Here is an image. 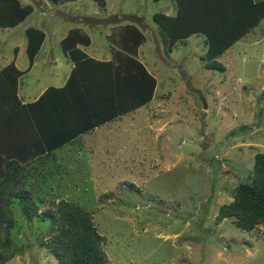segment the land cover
I'll return each instance as SVG.
<instances>
[{
  "label": "rangeland",
  "instance_id": "374dc122",
  "mask_svg": "<svg viewBox=\"0 0 264 264\" xmlns=\"http://www.w3.org/2000/svg\"><path fill=\"white\" fill-rule=\"evenodd\" d=\"M41 1L52 8L53 1ZM105 3L100 9L93 0L63 2L61 11L80 14L88 23L99 21H56L53 27L61 31L64 24L78 25L89 34L92 48L107 53L108 44L114 43L103 35L117 29L110 30L112 22L106 20L116 15L121 18L118 23H131L129 16L142 17L146 28L137 20L146 36L141 49L156 69L159 106L153 105L148 114L139 107L134 128H121L124 136L119 141L125 149L120 153L140 162L93 169L103 175L97 184L70 185L62 198L92 213L97 231L105 237L109 264H264V224L245 232L230 218L215 223L219 206L232 199L233 187L249 181L253 155L264 152V19L217 59L224 66L219 72L204 66L201 34L166 50L152 15L167 13L168 0ZM38 12L15 28H0V65L10 58L12 46L19 42L14 34L24 25L38 21L48 31L45 21L51 14L44 17ZM147 118L153 125L156 120L152 139ZM133 130L140 131L135 138L138 147L133 146ZM103 141L99 138L100 146ZM104 155L99 149L91 153ZM56 196L33 199L38 211L31 220L20 212L16 199L11 203L14 255L2 264H57L39 245L49 228V218L41 214L59 200Z\"/></svg>",
  "mask_w": 264,
  "mask_h": 264
},
{
  "label": "crops",
  "instance_id": "0c3cea01",
  "mask_svg": "<svg viewBox=\"0 0 264 264\" xmlns=\"http://www.w3.org/2000/svg\"><path fill=\"white\" fill-rule=\"evenodd\" d=\"M168 1L170 9L165 14L174 15L176 11L174 2ZM20 2L22 5H31L32 11L12 28L22 25L27 17L37 11L44 17L50 13L52 18L44 20L49 26L48 31L36 21L34 25H24L21 32L14 34L19 42L12 46L10 58L5 59L0 65L1 69L12 62L17 69L23 71L16 90L20 101L17 110L19 108L20 112L11 110L12 112L7 113L12 125V135L9 140V147L12 149L9 153L10 156L17 154L28 160L27 163L20 161L23 165L21 180L23 187L30 192L33 199H42L48 194L57 195V199H66V197L62 198V194L65 193L63 189L70 185L97 184L95 181L101 179L103 175L99 171H92L93 169L106 171L113 167L122 168L127 161L140 162V158L126 155V152L125 155L120 153L119 150H124L125 147L124 144H120L119 138L124 136L122 127L134 128L131 124L137 119L134 114L139 107H144L148 114L153 105L156 107V104H159L155 103L159 86L156 69L142 52L141 46L146 41V36L145 31L140 28L144 41L137 48L136 59L156 79V86L149 101L135 109H128L127 106L135 102L134 97L138 96L134 91L136 88L128 85L129 79H133L134 72L126 57L117 55L115 44H108L105 53L101 47L92 48V39L82 27L64 24V29L61 31L53 27L56 21L61 24L68 20L78 24L89 22L80 14L61 11L62 3L52 2L50 8L41 0H20ZM93 13H96V10ZM38 15L36 17H39ZM137 18L143 22L144 27L142 22L139 25L146 28L143 18ZM125 24L127 23L112 24L109 28L110 30L116 28L118 31ZM136 26L139 28L138 24ZM28 27L38 28L44 33L43 42L31 64L26 52L25 30ZM71 29L82 31L90 40L88 45H76V48L86 55L85 58H78L77 61L65 54L60 44ZM109 35H103L107 42ZM154 35L155 37L152 38L151 35L150 37L156 45L158 39L156 34ZM202 37L205 39L203 35ZM115 53L117 56L114 58ZM115 79L120 83L118 87L115 86ZM143 88H141V98L147 90ZM22 106L25 110H21ZM5 115L0 112V117ZM147 121L152 139L156 131V120L153 121L154 125L149 122V118ZM139 132L133 130L131 133L134 139L133 146L139 145L135 140ZM99 138L104 139L102 146L99 145ZM96 149L105 151L106 155L91 156ZM76 191L82 193V190Z\"/></svg>",
  "mask_w": 264,
  "mask_h": 264
},
{
  "label": "trees",
  "instance_id": "16d2710c",
  "mask_svg": "<svg viewBox=\"0 0 264 264\" xmlns=\"http://www.w3.org/2000/svg\"><path fill=\"white\" fill-rule=\"evenodd\" d=\"M51 1L63 3L74 0ZM93 1L100 9L105 8V0ZM172 1L176 10L174 15L162 12L152 15L167 51H172L177 42H184L190 35L201 34L205 37L206 46L202 57L204 66L206 69L219 72L224 71V66L217 59L264 19V0ZM31 11L32 6L22 5L20 0H0V28L16 26ZM127 19L131 23L121 26L115 34H110L109 40L115 44L117 55L125 56L130 62L129 66L134 72L133 79H129L128 85L136 88L134 91L139 98L134 97L135 102L127 107L135 109L151 99L156 79L136 59L137 48L144 41L143 33L134 24L138 18L133 15ZM119 20L121 18L115 15L106 21L117 24ZM25 38L26 52L31 64L43 42L44 33L38 28L28 27L25 30ZM89 41L85 33L71 29L60 44L62 51L77 61L86 55L76 48V45H88ZM116 53L114 58L117 56ZM22 73L23 71L17 69L12 62L0 69V112L2 115L6 114L0 117V264L14 255L10 231L15 220L11 215V203L16 199L20 212L25 213L28 220H31L38 211L32 195L23 187L21 180L23 165L20 161L27 163L28 160L17 154L10 156L9 153L12 149L9 147L12 125L7 113L17 110L20 106L16 90ZM119 85L115 79V86ZM143 87L147 90L141 98ZM16 112H20L19 108ZM41 215L42 218H49V228L47 236L39 241V245L51 252L57 264H109V258L103 248L105 237L97 231L91 212L68 200L59 199ZM225 218H230L233 225L245 232H251L258 225L264 224V152L253 155L249 181L237 183L233 187L232 199L219 206L215 223L218 224ZM20 249L21 247L18 252Z\"/></svg>",
  "mask_w": 264,
  "mask_h": 264
}]
</instances>
